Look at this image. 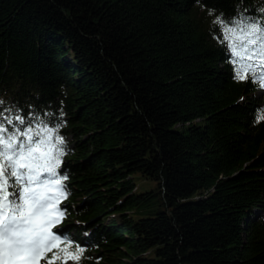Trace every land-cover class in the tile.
I'll use <instances>...</instances> for the list:
<instances>
[{
    "label": "trees",
    "instance_id": "obj_1",
    "mask_svg": "<svg viewBox=\"0 0 264 264\" xmlns=\"http://www.w3.org/2000/svg\"><path fill=\"white\" fill-rule=\"evenodd\" d=\"M251 24L264 0H0L4 126L57 129L33 167L72 243L45 264H264ZM241 43L257 51L234 64Z\"/></svg>",
    "mask_w": 264,
    "mask_h": 264
},
{
    "label": "snow or ice",
    "instance_id": "obj_2",
    "mask_svg": "<svg viewBox=\"0 0 264 264\" xmlns=\"http://www.w3.org/2000/svg\"><path fill=\"white\" fill-rule=\"evenodd\" d=\"M216 22L222 23L219 19ZM246 28L251 32H260L258 39L261 40V44L257 54L264 57V28L256 24L246 25ZM226 31L234 32L235 29L226 28ZM240 31L243 34L245 29L242 28ZM247 43L254 44L255 40H248ZM240 48L242 51L237 50L235 45H229L234 64H244L245 56H250L252 52L257 51L250 50L243 43ZM245 67L251 66L245 64ZM259 79L261 87H264V75H261ZM15 119L18 125H13L11 118L7 119V124L13 125L12 130L9 131V128L4 126L3 116L0 114V264H31L32 258L39 251L42 243L46 242V235L49 238L47 242L58 239L66 240L71 244L72 241L56 232L47 234L44 232L46 225L59 223L58 220L35 223L45 214L50 205L44 191L46 186L41 179L43 173L37 174L33 167L34 164L37 167L40 166L34 150L45 143L41 133L47 132L51 135L57 129L44 125L39 132H34V127H20L25 124L21 116H16ZM38 126L39 124L36 125ZM56 142L62 144L63 138L57 136ZM44 170L49 171L47 167ZM48 264H52L51 259Z\"/></svg>",
    "mask_w": 264,
    "mask_h": 264
},
{
    "label": "rangeland",
    "instance_id": "obj_3",
    "mask_svg": "<svg viewBox=\"0 0 264 264\" xmlns=\"http://www.w3.org/2000/svg\"><path fill=\"white\" fill-rule=\"evenodd\" d=\"M41 129V128H40ZM40 129L38 128L37 130L34 129V132H39ZM41 136L43 137V140L45 141V143L43 144L42 147H39L37 149H35V155L38 157V162H41L43 161L44 159H46L49 155V140H50V136L47 132H43L41 133ZM39 173V172H38ZM137 183L139 185L141 184H145L146 187H150L151 186V183L149 181H146L142 179H137ZM45 188H44V191H45V195L48 197L49 199V205L51 203V201H53L55 199V188L56 186L55 185H52L49 181H46L45 182ZM55 208L53 206H49V208L46 210L45 214L38 218L35 223L39 224L41 221H43V217H46L48 219H53V217H55ZM60 264H63V262H61Z\"/></svg>",
    "mask_w": 264,
    "mask_h": 264
}]
</instances>
